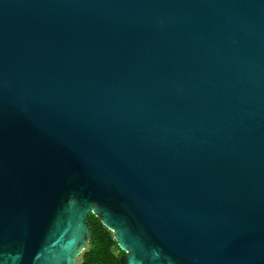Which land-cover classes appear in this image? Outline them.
<instances>
[{"label": "water", "instance_id": "obj_1", "mask_svg": "<svg viewBox=\"0 0 264 264\" xmlns=\"http://www.w3.org/2000/svg\"><path fill=\"white\" fill-rule=\"evenodd\" d=\"M264 264V0H0V264Z\"/></svg>", "mask_w": 264, "mask_h": 264}, {"label": "trees", "instance_id": "obj_2", "mask_svg": "<svg viewBox=\"0 0 264 264\" xmlns=\"http://www.w3.org/2000/svg\"><path fill=\"white\" fill-rule=\"evenodd\" d=\"M87 225L91 237L81 253L80 264H124L125 253L118 248L112 233L102 226L99 218L90 214Z\"/></svg>", "mask_w": 264, "mask_h": 264}, {"label": "rangeland", "instance_id": "obj_3", "mask_svg": "<svg viewBox=\"0 0 264 264\" xmlns=\"http://www.w3.org/2000/svg\"><path fill=\"white\" fill-rule=\"evenodd\" d=\"M80 256H81V254H80L79 257L76 259L75 264H80Z\"/></svg>", "mask_w": 264, "mask_h": 264}]
</instances>
